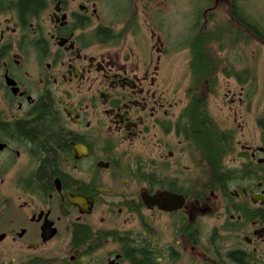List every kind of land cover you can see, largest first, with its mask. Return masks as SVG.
Instances as JSON below:
<instances>
[{
	"label": "flooded vegetation",
	"instance_id": "obj_1",
	"mask_svg": "<svg viewBox=\"0 0 264 264\" xmlns=\"http://www.w3.org/2000/svg\"><path fill=\"white\" fill-rule=\"evenodd\" d=\"M113 1L0 0V237L21 264H264V89L232 30L197 83L218 29L172 43L170 0Z\"/></svg>",
	"mask_w": 264,
	"mask_h": 264
},
{
	"label": "rangeland",
	"instance_id": "obj_2",
	"mask_svg": "<svg viewBox=\"0 0 264 264\" xmlns=\"http://www.w3.org/2000/svg\"><path fill=\"white\" fill-rule=\"evenodd\" d=\"M171 1V12L167 19V25L169 31H171V39L172 43H174L175 37L180 38V35L191 36L194 31L195 25H207L211 26L208 29H219L222 28L226 30V27L231 29L233 34L229 35L228 38H232L234 36V43L229 42L232 50H230V57L237 63L245 62L248 65V70L250 71V81H251V90L252 94L256 97L253 99L252 103H256L259 97V90L264 89V46L259 44L256 41L250 40V35L244 31L241 26H235L233 24V17L230 13V8L234 7V0H170ZM123 0H120L117 3V0L113 1L115 7L124 6ZM120 5V6H119ZM235 5L240 11L246 12L248 15L254 17L255 20L260 22L262 26H264V0H239ZM214 26V27H213ZM199 27L198 29H200ZM240 29L239 36L241 37V41L236 45L235 42V31ZM182 29V31H181ZM236 29V30H235ZM179 34V35H178ZM178 35V36H177ZM237 47V48H236ZM227 47L225 48V51ZM211 53L218 57H225V52L220 54L219 45L216 44L211 47ZM188 51L181 52L179 48H176L170 56V64H168V68L171 72L175 74V82L184 81L181 77V71L184 70L187 59H188ZM219 67L223 66V63L218 64ZM171 66V68H170ZM179 76V77H178ZM0 74V79H1ZM235 84L234 82H232ZM186 85V83H185ZM223 87L227 89V87L223 84L222 80H219V87ZM3 84L0 80V104L4 103L3 99ZM224 93V91H222ZM229 103V101L227 102ZM215 113V111H214ZM226 114V112H225ZM216 117L217 114L215 115ZM6 218L3 223L0 225V228H4L3 232H6ZM22 257L16 253L13 248L6 246V240L0 243V264H21Z\"/></svg>",
	"mask_w": 264,
	"mask_h": 264
},
{
	"label": "trees",
	"instance_id": "obj_3",
	"mask_svg": "<svg viewBox=\"0 0 264 264\" xmlns=\"http://www.w3.org/2000/svg\"><path fill=\"white\" fill-rule=\"evenodd\" d=\"M21 6L23 8H39L42 5V2L44 0H20ZM239 0H234V7L230 8V13L233 17V24L238 26L246 31L247 34L250 35V40L253 42L256 41L259 44L264 46V26L260 22L254 19L253 16L248 15L244 11H240L237 6L235 5ZM197 29V28H196ZM237 29V28H236ZM235 29V30H236ZM240 32H242L240 29H237L235 33V42L236 45L241 41V37L239 36ZM229 29L225 28H219L218 31L213 33H205L204 35H199L192 38V43L187 46V48L192 49V56L194 58L193 60V69L195 71L196 75V82L200 83L205 80V78L210 74L211 72V66L210 64L207 65V59L209 57V52L207 51V48H211L212 46L221 43L222 34H228ZM190 36H187L189 38ZM226 41V39H225ZM228 42V39H227ZM237 48V47H236ZM195 113L199 112V107L196 106L193 109V115ZM195 119V117H194ZM196 120L199 121V117H196ZM199 137L201 141V145L203 146L204 150L208 152L209 154H212L214 152L215 144L218 145L221 144L222 138L221 134H218V136L214 133L212 129L209 130V128L205 127L203 124L199 126Z\"/></svg>",
	"mask_w": 264,
	"mask_h": 264
},
{
	"label": "water",
	"instance_id": "obj_4",
	"mask_svg": "<svg viewBox=\"0 0 264 264\" xmlns=\"http://www.w3.org/2000/svg\"><path fill=\"white\" fill-rule=\"evenodd\" d=\"M1 149H3V145H2V146L0 145V150H1ZM3 240H4V237H3V236L0 237V243H1Z\"/></svg>",
	"mask_w": 264,
	"mask_h": 264
}]
</instances>
